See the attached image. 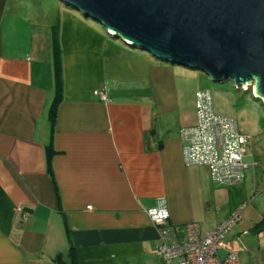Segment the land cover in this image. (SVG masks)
I'll return each mask as SVG.
<instances>
[{"label":"crops","instance_id":"obj_1","mask_svg":"<svg viewBox=\"0 0 264 264\" xmlns=\"http://www.w3.org/2000/svg\"><path fill=\"white\" fill-rule=\"evenodd\" d=\"M54 38L62 91L50 119ZM137 50L52 0H0V264H165L146 208L163 205L182 238L184 224L214 229L244 201L225 242L240 264H264V109L244 115L225 83ZM202 89L252 137L244 160L258 167L240 183L184 164Z\"/></svg>","mask_w":264,"mask_h":264},{"label":"water","instance_id":"obj_2","mask_svg":"<svg viewBox=\"0 0 264 264\" xmlns=\"http://www.w3.org/2000/svg\"><path fill=\"white\" fill-rule=\"evenodd\" d=\"M124 44L264 100V0H59Z\"/></svg>","mask_w":264,"mask_h":264},{"label":"built area","instance_id":"obj_3","mask_svg":"<svg viewBox=\"0 0 264 264\" xmlns=\"http://www.w3.org/2000/svg\"><path fill=\"white\" fill-rule=\"evenodd\" d=\"M240 88L246 89L247 85L240 84ZM94 94L101 101H108L103 91L96 90ZM184 135L187 140L182 147L184 164L203 168L213 185L240 183L247 170L258 167L256 160H244L252 137L240 133L234 118L213 110L211 95L206 89L195 94V123L184 130ZM245 204L244 201L236 206L228 218L211 230L201 231L195 222L184 224L182 238L177 235L178 229L168 223L169 213L163 205L146 208L145 214L156 226L160 238L156 255L165 264H240L238 253L227 247L225 234L240 219ZM29 217V211L20 210V223L24 224Z\"/></svg>","mask_w":264,"mask_h":264},{"label":"rangeland","instance_id":"obj_4","mask_svg":"<svg viewBox=\"0 0 264 264\" xmlns=\"http://www.w3.org/2000/svg\"><path fill=\"white\" fill-rule=\"evenodd\" d=\"M53 2H55V3H60L62 6H65L66 8H69V9H72V8H70V7H68V6H66L64 3H62L61 1H59V0H52ZM78 16H82L79 12H77V11H75L74 9H72ZM83 17V16H82ZM91 24H93V25H95L96 27H98L99 29H101V30H103V31H105V29L103 28V26L102 25H100L99 23H97L96 21H94V20H92L91 18H86ZM118 40H119V42H122L119 38H118ZM123 43V42H122ZM138 50H140V49H138ZM138 50H137V52H138ZM136 51V50H135ZM143 51V50H142ZM140 52V51H139ZM145 52V51H144ZM145 53H147V52H145ZM147 54H149V53H147ZM150 55V54H149ZM168 64H170V63H168ZM172 65H174L173 67L175 68V69H177V70H179V71H183V72H187V73H189V74H191V75H193V76H199L200 77V79H201V81L203 82V84H206V85H209V84H213V86H217V87H220L221 85H219L218 83H216V82H212L211 81V79L209 78V76H207L206 74H204L203 72H200V71H198V70H190V69H187V68H185V67H182V66H180V65H175V64H172ZM225 84V86H224V88H225V93H224V96H225V98H230V100L232 101V103L234 102L235 103V105H236V99L237 98H240V100H241V98H243L242 100L244 101V104L245 105H243L241 108L240 107H238L237 108V111H238V109L240 110H242V114H244V115H251L252 117H254L255 116V113H258V109H260V111H262L263 112V109H264V105L262 104L263 102H262V100H259V99H252V90H253V88H252V86H250V87H248V92H243L242 90H241V88L240 89H237L235 86H234V83H233V81L232 80H228V81H226V82H224ZM241 87V86H240ZM236 89V90H235ZM239 90V91H238ZM237 95H239V96H237ZM251 100V101H250ZM249 102H251V104L252 105H249ZM262 102V103H261ZM254 104H256L255 106H254ZM250 106V107H249ZM236 108V107H235ZM242 117L243 116H241V118L239 117L238 119L240 120V119H242ZM235 118V117H234ZM237 120V119H236ZM245 160H249V156H246L245 157Z\"/></svg>","mask_w":264,"mask_h":264},{"label":"trees","instance_id":"obj_5","mask_svg":"<svg viewBox=\"0 0 264 264\" xmlns=\"http://www.w3.org/2000/svg\"><path fill=\"white\" fill-rule=\"evenodd\" d=\"M53 69H54L55 93H54V100H53V103L51 105L50 112H49L50 113V119L53 118V110L61 98V91H62V68H61V63H60L59 48L57 46V41L55 38L53 39ZM202 90H204V89H202ZM211 102H212V99H211ZM212 108H213V106H212ZM248 232L249 231L247 230V233Z\"/></svg>","mask_w":264,"mask_h":264}]
</instances>
